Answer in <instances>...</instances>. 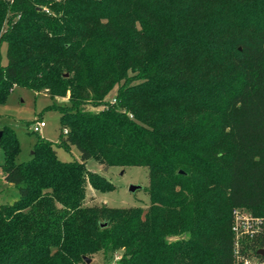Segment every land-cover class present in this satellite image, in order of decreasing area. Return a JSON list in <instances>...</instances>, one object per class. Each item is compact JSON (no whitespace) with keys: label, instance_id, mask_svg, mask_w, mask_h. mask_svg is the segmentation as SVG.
<instances>
[{"label":"trees","instance_id":"16d2710c","mask_svg":"<svg viewBox=\"0 0 264 264\" xmlns=\"http://www.w3.org/2000/svg\"><path fill=\"white\" fill-rule=\"evenodd\" d=\"M2 43L0 102L68 94L50 107L79 160L39 138L16 162L0 130L18 190L0 204V264H231L232 210L264 214V0H0ZM89 159L146 167L148 208L84 205L87 184L114 187Z\"/></svg>","mask_w":264,"mask_h":264},{"label":"rangeland","instance_id":"374dc122","mask_svg":"<svg viewBox=\"0 0 264 264\" xmlns=\"http://www.w3.org/2000/svg\"><path fill=\"white\" fill-rule=\"evenodd\" d=\"M5 43L0 45V65L7 63ZM116 91L114 87L107 99L112 100ZM54 103L65 105L68 94L64 97L51 99L46 92H35L27 87L15 86L3 102H0V130L10 128L14 131L20 145L16 162L27 161L31 158L35 142L41 138L53 144L56 156L62 161L79 160V151L75 146L64 148L60 141V113L51 108ZM43 121L45 125L39 132L32 131L35 122ZM3 161V150L0 144V164ZM89 171L102 174L113 184V189L102 192L86 185L84 205H106L111 208H141L144 211L149 206L146 188L148 187V170L141 166L106 167L89 159L85 164ZM130 185H137L138 189L130 191ZM18 197V190L14 185L6 183L2 178L0 168V204L11 203ZM119 256V253L115 254ZM107 264L101 252L91 257L90 263Z\"/></svg>","mask_w":264,"mask_h":264},{"label":"built area","instance_id":"2783aa9c","mask_svg":"<svg viewBox=\"0 0 264 264\" xmlns=\"http://www.w3.org/2000/svg\"><path fill=\"white\" fill-rule=\"evenodd\" d=\"M43 121L32 125L33 132H39ZM66 132V131H65ZM230 230L232 233L231 264H264V256L257 253L264 249V214H253L244 207L232 210ZM119 256H114L110 264H115Z\"/></svg>","mask_w":264,"mask_h":264},{"label":"water","instance_id":"95a60500","mask_svg":"<svg viewBox=\"0 0 264 264\" xmlns=\"http://www.w3.org/2000/svg\"><path fill=\"white\" fill-rule=\"evenodd\" d=\"M0 135H1V131H0ZM179 173H183V171L179 170ZM136 189H138L137 185H130L129 186V190L132 192L135 191ZM102 225H104V224H102ZM257 253L264 256V249L258 250ZM83 259H84L85 263H90V261H91V258H88V257H84Z\"/></svg>","mask_w":264,"mask_h":264}]
</instances>
